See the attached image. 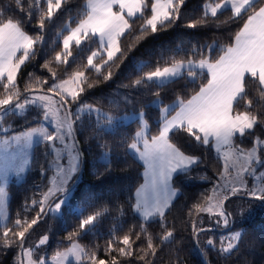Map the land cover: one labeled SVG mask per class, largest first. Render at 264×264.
Listing matches in <instances>:
<instances>
[{"label": "trees", "instance_id": "1", "mask_svg": "<svg viewBox=\"0 0 264 264\" xmlns=\"http://www.w3.org/2000/svg\"><path fill=\"white\" fill-rule=\"evenodd\" d=\"M207 1L218 3L222 0H184L179 18L171 25L156 33H152L149 28L142 39H137L141 36L140 28L144 20L151 16L152 0H145L144 15L134 18L130 32L120 39L123 55L118 53L119 59H114V62L107 65L104 64L107 55L101 54L95 58L93 62L101 65L98 73L95 69L86 67L87 58L93 51L101 53L96 38L84 42L79 49L73 43V56L69 58V63L55 61L56 53L63 51V38L82 18L83 6L86 3V0H62L61 10L54 14L51 21L46 22L42 33L43 41L34 46L35 56L22 65L16 86L22 95L49 94L51 92L48 89L54 82L72 78L76 71H85L87 79L80 85L84 91L78 101L70 104L74 119L73 137L80 154V167L70 185L72 196L62 207L61 214L43 215L37 225L30 229L24 248L26 244L34 248L42 237L47 236L45 245L34 249L33 252L36 255L43 254L48 259L70 247L72 241L68 239L69 235L79 231L80 235L73 239L84 247L89 255L95 251L98 259H104L107 264H111L113 257L116 258L117 264H264L263 207L256 208L252 213L241 214L233 207L240 196L230 197L224 203V210L230 214L228 219L232 226L218 228H212L208 224L206 213H196L193 208L194 204L203 202L206 195H211L212 187L219 180V172L223 170L221 160L215 155L212 145H197L187 138L186 133L177 134L175 137L182 150L200 157L201 163L193 166L187 174L174 178L173 187L177 190V196L166 211L162 227L159 218L142 221L130 207L134 202L130 196L143 182L144 167L127 150V145L132 142L131 137L139 128L138 121L124 122L121 119L106 134L98 132L94 113L89 114L85 110L79 113L78 120L75 119L78 110L84 105H91L107 115L121 117L126 113L143 111L152 130L151 134L155 135L160 108L172 104L177 98L187 101L199 91L201 83H206V78L197 80L195 84L186 78H180L159 88L155 84L133 87L134 81L142 79L146 73L155 71L158 67L162 70L170 66L173 58L187 59L194 48L207 53V46L216 44L212 58L217 59L222 54L220 48L232 42L235 33L243 24L242 20H229L230 9L218 12L217 18L208 14L207 23H198L204 17L203 5ZM21 3L22 8L17 6L16 0H0V12L5 19L21 21L24 31L33 38L41 35L38 27L40 13L36 10L35 0H21ZM30 6L33 13L31 18ZM42 6L46 10V0H42ZM194 22H197L196 27H188ZM193 58H202L199 51ZM140 63L145 67L137 71L136 66ZM45 64L48 66L45 67ZM53 72L56 73L55 79ZM109 73L110 79L105 80L104 77ZM38 81L47 83L41 84ZM89 84L92 87H88ZM25 89L30 91L26 93ZM255 89V82L249 78L248 92L253 99L258 95ZM3 94L4 89L0 84V98H3ZM156 99L162 101V104L154 106L153 101ZM240 110H243V101ZM41 117L42 113L38 108L29 107L24 114L9 115L4 122L9 128L8 133H16L36 127ZM256 137L264 139V126H257L251 136L242 139L237 136L236 142L244 148H249ZM44 147V144L34 147L25 178L17 184L11 183L7 188L9 227L14 226L17 218L30 221L39 212V204L33 208L31 202L42 198L48 184L50 170L47 165L50 155ZM105 152L108 153L107 163L103 155ZM77 177L79 180L76 182ZM56 199L57 197L54 202ZM105 208L108 209L107 214L101 217L93 230L80 231L82 216L86 217ZM194 222L198 229H203L199 232L198 239H194ZM142 223L145 225V232H141ZM233 229H241L242 235L232 253L225 255L217 248L218 235ZM168 231H172L173 236L169 241H162L161 237ZM2 233L3 227L0 226V264H21L19 242L5 246ZM137 233H140L139 238ZM125 234L130 235L133 242L132 256H121L118 252L120 247H126L120 243ZM149 235L156 246V252L152 255L149 251L145 259L141 260L139 257L144 255L142 249H147ZM209 239L213 240L214 246L207 244ZM110 241L114 243L116 251H107ZM81 264L91 262L83 260Z\"/></svg>", "mask_w": 264, "mask_h": 264}, {"label": "snow or ice", "instance_id": "2", "mask_svg": "<svg viewBox=\"0 0 264 264\" xmlns=\"http://www.w3.org/2000/svg\"><path fill=\"white\" fill-rule=\"evenodd\" d=\"M183 3L184 0H153L151 16L144 20L140 28L141 36L137 39H142L149 28L152 33H156L171 25L179 18ZM16 4L22 8L21 0H16ZM35 4L36 10L40 13L38 27L41 30V35L35 38L24 31L21 21L5 19L0 12V84L4 89L3 98H0V208L5 204L8 195L6 190L8 175L10 173L20 175L25 172L30 163L29 150L33 144L44 143L46 147L51 148L48 154H54L52 164L55 167V175L50 179V186L39 201L31 202L33 208L39 204L36 217L30 221L17 218L13 227L7 224L2 226L5 246L19 242L21 264H24L23 258H27V264H48L46 257H40L38 261L33 260V249H26L24 245L30 229L37 225L43 215L59 213L72 196V188L69 184L79 168V153L75 151L74 143H68L73 139L74 125L70 104L79 100L80 94L84 91L80 85L87 79L85 71H76L70 80L54 83L48 91L58 96V100L47 94L22 95L17 88L18 73L22 65L35 56L34 46L43 41L42 33L46 22L51 21L54 14L62 8V0H46V10L42 6V0H35ZM229 5L231 8L229 20H242L243 24L235 33L232 42L220 48L222 54L218 59L212 58L216 44L208 45L207 53L194 48L187 59L173 58L170 66L162 70L158 67L155 71L146 73L142 79L134 81L133 87L155 84L159 88L180 78H186L193 84L197 80L206 78V83H201L199 91L187 101L177 98L174 103L160 108L155 135L151 134L152 130L143 111L126 113L121 117L107 115L91 105H84L76 114L75 119L78 120L82 111L94 113L98 132L106 134L121 119L138 121L139 128L131 137L132 142L127 145V150L142 161L145 167L144 182L130 196L134 201L130 205L131 210L138 214L142 221L159 218L163 227L166 211L170 208L177 192L173 187L174 178L187 174L193 166L201 163L200 157L185 152L175 141L177 134L181 133H186L187 138L197 145L205 147L214 145L216 151L221 153L220 158L224 162L223 170L219 172L220 179L224 181L220 186L222 191L214 188L212 195H206L203 202L194 204L196 213L218 216L227 226L230 214L225 212L224 203L230 197H248L264 204V171H259L257 176V166L264 167V158L258 154L264 147V139L256 137L249 148H244L236 142L237 136L241 139L251 136L257 126H264V0H222L214 6L210 4L198 23H207L209 13L212 18H217L218 10ZM117 6L118 10H114ZM145 6V0H86L82 18L63 38V51L56 53L55 61L69 63V58L73 56L71 50L73 42L79 49L84 42L92 41L94 38L99 39L101 48L106 51L105 65L114 62V59H119L117 54L123 55L120 39L130 32L134 18L144 15ZM32 14L30 6L29 18ZM196 26L197 22L188 25L190 28ZM198 51L202 58L196 60L193 57ZM98 55L100 52L93 51L87 58L86 67L95 69L99 73L101 65L93 62ZM47 66L45 64V67ZM144 67L143 63L136 66L137 71ZM52 75L55 79L56 73L53 72ZM110 77L111 73L104 79ZM249 78L256 84L255 90L258 94L256 99L249 95ZM38 83L46 84L47 81H38ZM88 87L92 85L89 84ZM29 91L25 89L26 93ZM241 101H243V110H240ZM159 104H162V101H153V105ZM30 106L42 110L43 120L50 123L54 131L50 132L47 127L38 124L37 127L9 136V128L4 125L5 118L9 115H22ZM61 110L64 112L63 116L60 114ZM172 112L175 114L171 115ZM57 142L62 147H58ZM65 151L68 157L67 167L61 163ZM103 155L107 163L108 153L105 152ZM249 176L259 182L250 185L247 179ZM57 196L59 200L54 202ZM82 212L83 208L81 215ZM107 212L108 209L105 208L86 217L82 216L80 231L93 230ZM2 215L4 213L0 212V216ZM140 227L141 232L146 231L143 223ZM201 231L203 229H198L194 222V239H198ZM79 235V231L69 235L68 239L72 241L71 247L63 253H56L52 258V264H65L70 254L75 256L77 264H81L83 260H88L91 264H107L104 259H98L95 251L89 255L85 248L73 239ZM241 235L237 232L230 239L236 241ZM139 236L140 233H137V238ZM172 236L173 232L168 231L161 240L169 241ZM47 240V236L42 237L37 248L44 245ZM120 243L126 247H120L119 254L132 256L133 242L130 235L125 234L120 239ZM207 244L212 246L213 240L209 239ZM234 248L235 245L230 242L226 247H222L221 252L230 254ZM116 250L114 243L110 241L107 251ZM142 251L144 255L139 257L141 260L145 259L149 251L155 255L156 246L152 242L151 235L147 237V249ZM111 264H117L115 257L112 258Z\"/></svg>", "mask_w": 264, "mask_h": 264}, {"label": "rangeland", "instance_id": "3", "mask_svg": "<svg viewBox=\"0 0 264 264\" xmlns=\"http://www.w3.org/2000/svg\"><path fill=\"white\" fill-rule=\"evenodd\" d=\"M222 2V1H221ZM221 2H218V3H221ZM215 5L216 3H211V2H209V1H207L204 5H203V10L204 11H206V9H207V7L209 6V5ZM224 9H230V11H231V8H230V5L228 6V7H226V8H224ZM114 10H118V6L117 7H115L114 8ZM221 10H223V9H221ZM221 10H218V12H220ZM210 14V13H209ZM74 43V42H73ZM100 46V45H99ZM100 49H101V53H100V55L101 54H104V55H107L106 54V51H104L101 47H100ZM20 54V53H19ZM100 55H98V56H96L95 58H97V57H99ZM94 58V59H95ZM219 58V57H218ZM217 58V59H218ZM71 78H69V79H65V80H70ZM63 81V80H62ZM60 81H57V82H54V83H59ZM53 83V84H54ZM52 84V85H53ZM72 85H69V87H71ZM33 94H45V93H31V94H28L27 96H31V95H33ZM47 95H51V96H53V98L54 99H59V97L58 96H55L53 93H49V94H47ZM158 99H156V100H154V101H157ZM177 101V100H176ZM175 102V101H174ZM173 102V103H174ZM170 105V104H169ZM154 106H159V105H154ZM30 107H34V106H30ZM162 108V107H161ZM40 111H41V113H42V110L41 109H39ZM61 116H63L64 115V112H63V110H61ZM175 114V112H173V113H171V115H174ZM124 122H129V121H131L130 119H122ZM39 124H41V125H43L44 127H47L48 129H49V131L50 132H52V131H54V128H53V126L50 124V123H48V122H46V121H44L43 120V115H42V117H41V121H40V123ZM4 125L7 127V125H6V123L4 122ZM38 126V125H37ZM36 126V127H37ZM23 131H26V130H23ZM23 131H20V132H23ZM20 132H16V133H8V135L9 136H11V135H16V134H18V133H20ZM68 143L69 144H75V151L76 152H78V149H77V146H76V142H75V140H74V137H73V139L72 140H69L68 141ZM38 144H44V143H39V142H35L34 144H33V146H32V148L29 150V158H30V163H31V159H32V156H33V150H34V147L36 146V145H38ZM45 145V144H44ZM57 146L58 147H62L61 145H59V143L57 142ZM44 148H46L47 149V152L48 153H50L51 152V148L50 147H44ZM212 148H213V151H214V153H215V155L217 156V157H221V153H218L217 151H216V149H215V146L214 145H212ZM262 148H264V147H262ZM79 153V152H78ZM131 153V152H130ZM258 154H260L261 156H262V158H264V150H260V152H258ZM53 159H54V154L53 155H50V157H49V162H48V165H47V168L50 170V175H49V178H48V184H47V187H46V189H45V191L44 192H46L47 191V189H48V187L50 186V179H51V177L53 176V175H55V167L53 166V164H52V161H53ZM220 160H221V163H222V165L224 166V162H223V160L220 158ZM140 161V160H139ZM142 162V161H141ZM30 163H29V165H28V167L26 168V170H25V172L23 173V174H20V175H15V174H12V173H10L9 175H8V177H7V188H8V186L11 184V183H14V184H17V183H19V182H21L24 178H25V176H26V173L28 172V170H29V168H30ZM61 163H62V165L64 166V167H67L68 166V157H67V152L65 151L64 153H63V159H62V161H61ZM142 164H143V162H142ZM79 167H80V154H79ZM143 167H144V164H143ZM79 169V168H78ZM259 171H264V167H261V168H259L258 170H257V176L259 175ZM78 172V171H77ZM77 172L74 174V176H73V179H72V181H70V184H69V186L74 182V180H75V178H76V176H77ZM144 172H145V167H144V170H143V173H142V176H143V182H144V179H145V177H144ZM247 179H248V181H249V184L251 185L252 183H258L259 181L257 180V179H255V178H253V177H247ZM142 182V183H143ZM223 183H224V181L223 180H221L220 179V176H219V180H218V182L212 187V191H211V195L213 194V189L215 188L217 191H222V188L220 187V186H222L223 185ZM7 188H6V190H7ZM7 193H8V191H7ZM175 197V196H174ZM56 198V197H55ZM8 199H9V197H8V195H7V199H6V202H5V204L3 205V207L2 208H0V212H2V213H4V215H2V216H0V226H3L4 224H7V221H8V211H7V204H8ZM59 200V196H57V199H56V201H58ZM55 201V202H56ZM66 205V204H65ZM233 207H234V210H236L237 212H240L241 214L242 213H244V212H246V213H252V212H254V210L256 209V208H260V207H263L264 208V204H262L260 201H256V200H253V199H251V198H248V197H243V198H241L240 197V199H238L236 202H234V204H233ZM62 210V209H61ZM52 214V213H51ZM61 214V211L59 212V213H56V214H53V215H55V216H59ZM206 215H208V224L212 227V228H218L219 226H222V227H231L232 226V224L231 223H228V225L227 226H225L224 224H223V220H222V218H220V217H218V216H215V215H209L208 213H206ZM217 221H219V223H217ZM241 229H233V230H230V231H228V232H225V233H221V234H219L218 235V239H219V242H218V246H217V248L221 251V249H222V247H226L227 246V244L228 243H233L234 245H235V247H236V243H237V241L238 240H236V241H232L231 239H230V237L232 236V235H234L235 233H237V232H240L241 233ZM223 238V239H222ZM37 245H38V243L35 245V247L34 248H31V246L29 245V244H26V246H25V248L27 249V248H31V249H37ZM45 245V244H44ZM41 246H43V245H40L39 247H41ZM212 246H214V244L212 245ZM38 247V248H39ZM71 247V246H70ZM70 247H68V248H70ZM67 248V249H68ZM66 250V249H65ZM64 250V251H65ZM64 251H62L61 253H63ZM233 251V250H232ZM232 251L230 252V253H232ZM222 253V252H221ZM224 254V253H223ZM225 255H228V254H225ZM40 257H44V255L43 254H38V255H36L35 254V252H33V260H39L40 259ZM54 257V256H53ZM53 257H51V258H48L47 259V261H48V264H52V258ZM23 260H24V264H27V258H23ZM83 261H81V263H82ZM70 263H73V264H77V261H76V258H75V256H73V255H68V257H67V260L65 261V264H70Z\"/></svg>", "mask_w": 264, "mask_h": 264}, {"label": "crops", "instance_id": "4", "mask_svg": "<svg viewBox=\"0 0 264 264\" xmlns=\"http://www.w3.org/2000/svg\"><path fill=\"white\" fill-rule=\"evenodd\" d=\"M152 2H153V0H152ZM86 4V3H85ZM97 39V41H98V43H99V39L98 38H96ZM99 45H100V43H99ZM101 47V46H100ZM19 54V53H18ZM135 157V156H134ZM137 159V158H136ZM138 160V159H137ZM139 161V160H138ZM141 164H142V162L141 161H139ZM143 165V164H142ZM177 196V192H176V195H175V197ZM175 197H173V199H172V201L174 200V198ZM138 217H139V215L138 214H136ZM140 218V217H139Z\"/></svg>", "mask_w": 264, "mask_h": 264}, {"label": "water", "instance_id": "5", "mask_svg": "<svg viewBox=\"0 0 264 264\" xmlns=\"http://www.w3.org/2000/svg\"><path fill=\"white\" fill-rule=\"evenodd\" d=\"M259 168H261V166H257V170L259 169ZM251 177V176H250ZM79 180V177H77V179H76V182Z\"/></svg>", "mask_w": 264, "mask_h": 264}]
</instances>
